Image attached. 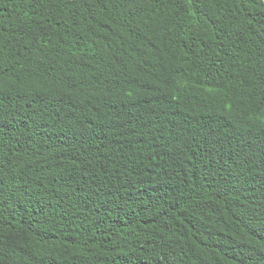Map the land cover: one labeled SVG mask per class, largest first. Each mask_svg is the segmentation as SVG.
I'll return each instance as SVG.
<instances>
[{"label": "trees", "instance_id": "16d2710c", "mask_svg": "<svg viewBox=\"0 0 264 264\" xmlns=\"http://www.w3.org/2000/svg\"><path fill=\"white\" fill-rule=\"evenodd\" d=\"M0 264H264V0H0Z\"/></svg>", "mask_w": 264, "mask_h": 264}]
</instances>
